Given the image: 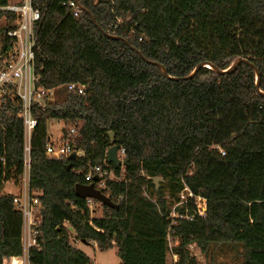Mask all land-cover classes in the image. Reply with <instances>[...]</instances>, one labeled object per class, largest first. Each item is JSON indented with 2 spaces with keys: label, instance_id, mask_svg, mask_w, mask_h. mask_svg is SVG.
<instances>
[{
  "label": "trees",
  "instance_id": "obj_1",
  "mask_svg": "<svg viewBox=\"0 0 264 264\" xmlns=\"http://www.w3.org/2000/svg\"><path fill=\"white\" fill-rule=\"evenodd\" d=\"M14 1L0 0L4 32L14 17L1 7ZM69 1L49 0L35 56L54 94L33 107L29 186L43 213L30 263L91 264L77 240L114 248L120 264H168L172 236L173 264H198L191 244L210 264L226 248L264 264V0H79L78 15ZM237 58L249 63L226 71ZM18 111L0 108V264L23 250L22 213L1 191L23 171ZM53 119L63 138L74 129V160L45 154ZM113 144L124 164L107 161ZM94 165L120 177L100 188L111 206L74 193Z\"/></svg>",
  "mask_w": 264,
  "mask_h": 264
},
{
  "label": "built area",
  "instance_id": "obj_2",
  "mask_svg": "<svg viewBox=\"0 0 264 264\" xmlns=\"http://www.w3.org/2000/svg\"><path fill=\"white\" fill-rule=\"evenodd\" d=\"M68 5L74 15H78L82 11L79 0H71ZM48 6L49 0H16L1 7L2 10L13 15L14 19L9 23L11 27L0 34V108L8 100L18 103L17 115L22 122L23 135V171L19 179L20 190L18 193H13L12 197L15 208L22 213L21 242L23 250L21 255L10 257L8 264H31L29 248L36 245V225L41 214L38 199L30 190L29 169L31 138L37 125L33 107L34 105H43L45 99L54 94V89H46L40 84L35 64V56L39 49V31ZM66 89L83 95L85 85L68 83ZM74 136L75 131L72 127L65 138H63V133L56 140H52L49 135L45 145V154L52 158H67L71 153L80 156L81 150H76L73 147ZM124 155V148H118L117 157L123 161ZM106 166H91L85 174V179L94 183L98 189L102 188L108 179L119 180L120 177H117L113 170ZM95 177L98 178V181H94ZM158 180L153 177L154 182ZM185 190L187 189L185 188ZM185 194V192H181L180 198H184ZM187 194L192 195L189 191ZM202 200L204 201V199ZM196 208L198 213L203 215L205 206ZM5 260L6 258L3 259L2 264H7L4 262Z\"/></svg>",
  "mask_w": 264,
  "mask_h": 264
},
{
  "label": "rangeland",
  "instance_id": "obj_3",
  "mask_svg": "<svg viewBox=\"0 0 264 264\" xmlns=\"http://www.w3.org/2000/svg\"><path fill=\"white\" fill-rule=\"evenodd\" d=\"M0 34L3 33L4 23L0 24ZM64 127V122L61 120H49L47 122V133L51 136L52 140L59 139V137L62 134V128ZM20 184L15 183L13 180H8L3 184V187L1 191L4 192H14L18 193L20 190ZM179 203H176L177 205ZM204 201L202 199H198L196 207L197 206H203ZM97 208V211L92 213V216H99L101 215L100 208ZM174 208V206H173ZM176 212L172 210L171 216H176ZM72 239V238H71ZM75 241V242H74ZM74 244L84 251L91 259V264H120L119 258L116 256L115 249H107L104 251H101L97 248L96 245L93 243L90 244H84L80 241L74 240ZM179 244V241L177 239H173L172 236L168 239V245H169V251L167 253V263L173 264L177 257L173 255V248ZM191 254L197 259L198 264H210L208 261V258L205 257L204 253L201 252L200 248L197 247L194 244L190 245ZM219 264H239V258L236 257V255L233 253L231 249L226 248L225 252L218 256L217 258ZM10 259L7 258L4 262L9 263Z\"/></svg>",
  "mask_w": 264,
  "mask_h": 264
},
{
  "label": "water",
  "instance_id": "obj_4",
  "mask_svg": "<svg viewBox=\"0 0 264 264\" xmlns=\"http://www.w3.org/2000/svg\"><path fill=\"white\" fill-rule=\"evenodd\" d=\"M92 20L95 22V19L93 18L92 16ZM125 43L126 44H129L127 40H125ZM240 62H246V63H249V61L247 59H244V58H237L232 64L231 66L226 70V71H229V70H232L233 68L236 67V65ZM208 67L212 68L213 70H216L218 71V69L214 66V65H211L209 63H207ZM204 64L203 63H199L196 67H195V70L194 72L201 66H203ZM252 65V64H251ZM254 68L255 66L252 65ZM162 71L165 72V70L162 68ZM193 72V73H194ZM222 72V71H220ZM258 72L256 70V81H258ZM109 136H110V141H112L113 139V132H109ZM117 150H118V146L116 144H113L111 145L107 151H106V156H107V161L108 162H111V163H114L115 165L119 166L121 164H124L125 163V160H120L118 157H117ZM76 157L75 153H71L67 159L69 160H74ZM67 169H69L71 167V163L67 164L65 166ZM154 179H160V177H154ZM94 181H98V178L95 177L94 178ZM74 193L76 196L80 197V198H92L94 200H97L107 206H111L113 204V202L109 199L108 196H106L100 189L96 188L94 183H89V184H81V183H77L74 187ZM41 213H43V208H41ZM83 242V241H81Z\"/></svg>",
  "mask_w": 264,
  "mask_h": 264
},
{
  "label": "crops",
  "instance_id": "obj_5",
  "mask_svg": "<svg viewBox=\"0 0 264 264\" xmlns=\"http://www.w3.org/2000/svg\"><path fill=\"white\" fill-rule=\"evenodd\" d=\"M12 193H14V192H12ZM94 245H95V243H93Z\"/></svg>",
  "mask_w": 264,
  "mask_h": 264
},
{
  "label": "bare ground",
  "instance_id": "obj_6",
  "mask_svg": "<svg viewBox=\"0 0 264 264\" xmlns=\"http://www.w3.org/2000/svg\"><path fill=\"white\" fill-rule=\"evenodd\" d=\"M208 66H210V65H208Z\"/></svg>",
  "mask_w": 264,
  "mask_h": 264
}]
</instances>
